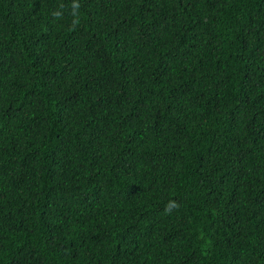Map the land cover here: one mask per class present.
<instances>
[{
	"label": "trees",
	"instance_id": "1",
	"mask_svg": "<svg viewBox=\"0 0 264 264\" xmlns=\"http://www.w3.org/2000/svg\"><path fill=\"white\" fill-rule=\"evenodd\" d=\"M0 264H264V0H0Z\"/></svg>",
	"mask_w": 264,
	"mask_h": 264
},
{
	"label": "clouds",
	"instance_id": "2",
	"mask_svg": "<svg viewBox=\"0 0 264 264\" xmlns=\"http://www.w3.org/2000/svg\"><path fill=\"white\" fill-rule=\"evenodd\" d=\"M54 15H58V14L54 13Z\"/></svg>",
	"mask_w": 264,
	"mask_h": 264
}]
</instances>
